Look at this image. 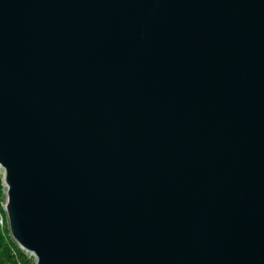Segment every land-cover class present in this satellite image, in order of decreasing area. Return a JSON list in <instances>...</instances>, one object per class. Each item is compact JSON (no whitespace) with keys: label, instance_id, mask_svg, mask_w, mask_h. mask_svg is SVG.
<instances>
[{"label":"water","instance_id":"95a60500","mask_svg":"<svg viewBox=\"0 0 264 264\" xmlns=\"http://www.w3.org/2000/svg\"><path fill=\"white\" fill-rule=\"evenodd\" d=\"M0 180L33 264H264V0H0Z\"/></svg>","mask_w":264,"mask_h":264},{"label":"trees","instance_id":"16d2710c","mask_svg":"<svg viewBox=\"0 0 264 264\" xmlns=\"http://www.w3.org/2000/svg\"><path fill=\"white\" fill-rule=\"evenodd\" d=\"M4 201L0 180V264H33L31 257L22 252L8 235L5 215L1 204Z\"/></svg>","mask_w":264,"mask_h":264}]
</instances>
